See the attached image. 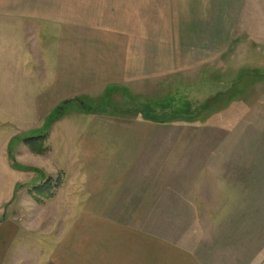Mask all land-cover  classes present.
<instances>
[{"label":"rangeland","instance_id":"1","mask_svg":"<svg viewBox=\"0 0 264 264\" xmlns=\"http://www.w3.org/2000/svg\"><path fill=\"white\" fill-rule=\"evenodd\" d=\"M229 18L234 37L219 46L221 58L180 60L179 68L168 61L174 73L144 76L65 105L67 134L52 127L53 114L40 129L13 140L10 167L0 155V221L14 206L21 227L44 228L45 219L35 215L59 206L70 212L59 203L70 196L118 202L129 195L174 197L176 212L185 197L191 213L207 216L188 221L192 250L202 251V239L212 262L218 256L219 263H235L248 248L257 255L264 241V0H240ZM44 132L45 154L28 146L16 152L20 139ZM209 215L223 219L217 224ZM178 229L175 238L182 242V224Z\"/></svg>","mask_w":264,"mask_h":264},{"label":"crops","instance_id":"2","mask_svg":"<svg viewBox=\"0 0 264 264\" xmlns=\"http://www.w3.org/2000/svg\"><path fill=\"white\" fill-rule=\"evenodd\" d=\"M239 3L0 0V155L5 168L10 167V143L40 129L56 108L74 106L91 94L126 88L142 82L144 76L174 73L169 62L176 61L179 68L180 60L205 59L215 53L221 58L219 46L232 43L234 37L229 12ZM166 65L171 69L166 70ZM181 67L187 69L185 62ZM67 118L61 112L52 127L67 134L69 127H63ZM19 141L16 152L21 148L25 153L27 145ZM160 198L129 195L118 202L70 196L59 202L70 205V212L62 213L59 206L55 212L33 214L37 220L45 219L44 228L31 222L21 227L13 206L0 221V264H224L218 256L212 262L213 254L204 252L202 239V251L192 250L186 236L188 221L207 216L191 213L185 197L182 212L174 211V197ZM209 217L217 224L223 219ZM181 224L179 242L175 232ZM221 230L215 226L217 233ZM261 247L257 255L247 247L242 259L225 264H264V241Z\"/></svg>","mask_w":264,"mask_h":264},{"label":"trees","instance_id":"3","mask_svg":"<svg viewBox=\"0 0 264 264\" xmlns=\"http://www.w3.org/2000/svg\"><path fill=\"white\" fill-rule=\"evenodd\" d=\"M63 105L61 107H58L54 111V116L51 119V122H54L55 120H58L61 116ZM23 142L32 149V152L36 155H43L46 152V149L44 147V144L46 142V132H44L43 135H40L35 138H29L24 139ZM11 159V156L9 157V160ZM13 167L15 166L17 168V165L12 161L11 164ZM18 169H24V168H17Z\"/></svg>","mask_w":264,"mask_h":264}]
</instances>
